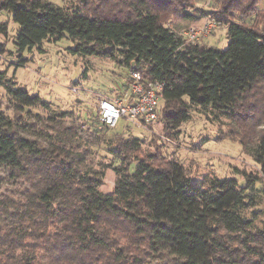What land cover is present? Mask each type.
I'll use <instances>...</instances> for the list:
<instances>
[{"label": "trees", "instance_id": "obj_1", "mask_svg": "<svg viewBox=\"0 0 264 264\" xmlns=\"http://www.w3.org/2000/svg\"><path fill=\"white\" fill-rule=\"evenodd\" d=\"M215 1L213 10L183 14L225 24V48L185 43L165 25L161 9L179 0H0V12L18 25L17 53L66 37L74 55L107 57L163 81L158 121L168 130L194 108L231 119L245 93L264 83L259 0ZM7 34L0 22V36ZM4 75L13 115L0 106V183L10 186L0 188V264H264V227L246 215L256 177L240 185L209 176L202 184L174 159H139L131 170L125 161L142 144L134 136L115 139L116 163L95 162L98 128L84 131L70 112ZM239 143L264 169V134ZM108 166L115 175L110 193L100 189Z\"/></svg>", "mask_w": 264, "mask_h": 264}, {"label": "rangeland", "instance_id": "obj_2", "mask_svg": "<svg viewBox=\"0 0 264 264\" xmlns=\"http://www.w3.org/2000/svg\"><path fill=\"white\" fill-rule=\"evenodd\" d=\"M47 1L71 6L78 0ZM245 4L249 5L248 1ZM257 6L256 11L264 13V0H259ZM215 7V0H179L161 9V18L166 26L186 38L185 30L197 21L186 18L183 10L200 13V10H213ZM251 7L248 8L250 12ZM241 13L243 17L246 16ZM254 17L257 20V16ZM206 18L210 17L206 16L201 21ZM211 19L216 20L215 17ZM262 20L259 18V21ZM0 22H7L8 25L7 36H0V71L6 70L4 78L14 79L30 94H37L50 102L55 110L70 112L68 119L75 120L84 131L91 133L98 128L94 134L101 136L103 141L94 146L95 162L116 163L117 159L112 153L115 139L134 136L139 137L142 144L140 150L125 161L130 164L131 170L139 159L153 158L157 165L174 159L182 164L188 176L202 184L209 176L235 178L240 185L246 183V176L256 177L254 189L249 191L255 204L247 208L246 215L252 218L254 225L264 227V169L244 152L239 143L241 138L247 142L264 134V83L258 82L245 93L231 119L223 114L194 108L190 119L176 129L165 130L161 119L147 127L120 120L113 128H100L96 119L99 99L126 94L130 70L107 57L72 54L69 47L73 43L66 37L60 40L44 39L38 47L17 53L13 41L18 33V25L6 11L0 12ZM216 22V27L200 44L225 48L228 42L225 24L218 20ZM185 43L189 42L185 40ZM7 104L5 89L0 85V106L13 115ZM32 110L47 114L41 107ZM165 135L169 136V140L164 138ZM114 181L111 167H105L100 189L110 193ZM5 187L10 186L0 183L1 189Z\"/></svg>", "mask_w": 264, "mask_h": 264}, {"label": "built area", "instance_id": "obj_3", "mask_svg": "<svg viewBox=\"0 0 264 264\" xmlns=\"http://www.w3.org/2000/svg\"><path fill=\"white\" fill-rule=\"evenodd\" d=\"M216 24V20L211 18L197 21L185 30V40L201 42L212 32ZM164 85L163 81L145 79L139 71L130 69L126 94L115 97L104 96L99 99L97 104L99 126L113 128L118 121L124 120L143 127L158 121L163 103ZM164 138L169 140L168 137Z\"/></svg>", "mask_w": 264, "mask_h": 264}]
</instances>
